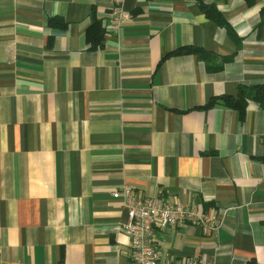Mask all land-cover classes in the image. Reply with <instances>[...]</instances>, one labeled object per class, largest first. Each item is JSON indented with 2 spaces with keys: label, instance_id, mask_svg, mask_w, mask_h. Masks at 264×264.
Masks as SVG:
<instances>
[{
  "label": "crops",
  "instance_id": "1",
  "mask_svg": "<svg viewBox=\"0 0 264 264\" xmlns=\"http://www.w3.org/2000/svg\"><path fill=\"white\" fill-rule=\"evenodd\" d=\"M203 1L239 49L196 0H124L117 29L112 0H0V264H131L125 184L218 225L157 229L158 264H264V110L198 108L264 84V0ZM187 45L233 58L164 59Z\"/></svg>",
  "mask_w": 264,
  "mask_h": 264
},
{
  "label": "built area",
  "instance_id": "2",
  "mask_svg": "<svg viewBox=\"0 0 264 264\" xmlns=\"http://www.w3.org/2000/svg\"><path fill=\"white\" fill-rule=\"evenodd\" d=\"M124 0H112L109 11L111 28L119 26L131 18V14L123 7ZM120 197L128 211V222L124 231L131 241V264H158L155 247L157 229L197 224L206 231H215L218 225L214 220L190 206L173 203L162 196L141 197L136 195L131 186L125 184L114 192ZM165 264H200L196 259L175 261L169 259Z\"/></svg>",
  "mask_w": 264,
  "mask_h": 264
},
{
  "label": "trees",
  "instance_id": "3",
  "mask_svg": "<svg viewBox=\"0 0 264 264\" xmlns=\"http://www.w3.org/2000/svg\"><path fill=\"white\" fill-rule=\"evenodd\" d=\"M248 6H253L255 4V0H245ZM197 4L204 12L205 16L212 22H214L217 26L223 27L227 30L231 39L236 43L237 49L241 46V39H239L236 34L234 33L233 29L230 27L229 22L224 17L222 12L217 8V6L213 3H207L203 0H196ZM261 23L259 27L264 24V7L261 9ZM49 25L54 28L58 29H66L67 22H65L60 17H52L49 20ZM90 34L91 37L90 43L91 48H98L102 46L104 41L105 32H108V25L107 27L101 26V20L97 17L93 18L91 27H90ZM183 54H196L199 58L206 62V67L209 70H220L223 68L225 63L232 60L233 55L227 56L224 58H216L215 54L209 50H206L202 47L195 46V45H187V46H180L169 53L166 54L164 57H171L173 55H183ZM163 59V60H164ZM221 60V61H220ZM249 101H254L259 104V106L264 110V84H241L238 88V95L236 97L229 96V95H221L219 97H214L211 101L204 105L199 106V109H206L215 106L216 104H222L227 107L237 109L241 112L242 116L245 114V110ZM252 264V263H251Z\"/></svg>",
  "mask_w": 264,
  "mask_h": 264
}]
</instances>
